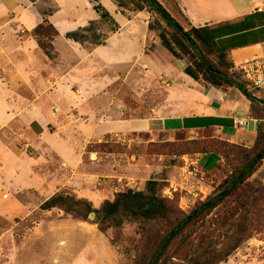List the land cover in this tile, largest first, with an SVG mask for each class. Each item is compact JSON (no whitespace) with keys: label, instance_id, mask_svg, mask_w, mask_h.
I'll return each mask as SVG.
<instances>
[{"label":"crops","instance_id":"1","mask_svg":"<svg viewBox=\"0 0 264 264\" xmlns=\"http://www.w3.org/2000/svg\"><path fill=\"white\" fill-rule=\"evenodd\" d=\"M41 1L0 0V133L5 131L0 140L1 163L6 149L8 154L18 149L15 140L29 139L39 149L38 160L64 166V152L70 151L64 142L67 131L84 139L73 168L81 165L86 145L105 136L163 132L169 138L179 134L191 139L211 130L220 139L250 146L258 131H264L262 102L248 100L236 87L222 91L201 84L182 72L178 60L166 66L149 57L145 52L149 22L138 18L141 12L122 13L112 0H86L89 7L80 5L75 12L69 13L66 8L70 5L64 4L46 14L39 6ZM174 2L187 24L212 29L218 44L229 52L236 72L242 61L264 53V11L257 10L264 0ZM98 4L109 13L115 29L103 44L88 49L65 34L97 22L100 16L93 6ZM44 18L57 31L52 40L56 56L52 59L30 35ZM133 75L142 78L138 80L140 85L130 80ZM163 76L169 78L159 82ZM162 85L170 86V93L153 105L142 100L143 107L148 106L146 114L128 115V109L116 97L117 86L134 90L135 86ZM97 86H106L102 91L109 99L89 105L96 97L92 92ZM43 106L50 108L48 114L42 111ZM237 118L246 119L247 127L236 128ZM101 126L105 131L100 133ZM205 157L207 162H203ZM213 157L214 165L219 158L211 154L197 155L193 161L206 167ZM16 183L21 185L18 180ZM39 185L44 187L43 183ZM48 187L46 182L45 190ZM12 227L17 228L16 224L0 228V236ZM68 250L70 253L56 260L57 264H118L117 252L108 247L103 255L101 244L70 246Z\"/></svg>","mask_w":264,"mask_h":264},{"label":"rangeland","instance_id":"2","mask_svg":"<svg viewBox=\"0 0 264 264\" xmlns=\"http://www.w3.org/2000/svg\"><path fill=\"white\" fill-rule=\"evenodd\" d=\"M159 1L185 30L189 28L187 22L172 9L169 0ZM64 4L70 5L66 8L69 13L75 12L80 5L85 7L90 5L86 0L85 4L83 0H42L39 6L43 12L51 14ZM123 9L125 14L141 12L138 18L149 22L150 35L145 45L146 54L166 66L169 61L178 60V65L184 73L183 67L191 64L193 54L186 48L175 30L158 14L147 8L142 11ZM17 29V33L22 35L21 28ZM92 29L94 31L86 32V40L82 43L88 49L95 46L92 43L93 32L99 39H103L115 29V26L110 20L99 19ZM161 33L177 52L179 58L173 56L162 44L159 36ZM207 55L212 61H216L214 55L209 53ZM238 75L240 76L239 73ZM130 78L134 83L142 79L138 75ZM165 78L163 76L158 80L160 82ZM196 81L208 84L201 78ZM117 87L119 91L116 97L128 109V115L146 114L148 106L143 107L142 100L153 105L162 101L170 93V86L163 85L135 86L136 92L129 86ZM105 88L106 86L94 88L95 91L92 93H95L96 97L88 102L89 105L100 101L103 104L109 99V96L102 91ZM22 93L24 94L21 92V95ZM42 101H39V105ZM41 109L48 114L50 108L43 106ZM95 117H97L96 113ZM103 127L99 129L100 133L105 131ZM4 132L0 133V140L3 139ZM66 134L69 136L64 142L70 151L64 152L63 159L66 161L64 166L56 165L51 160H38L39 149H36L29 139L15 140L18 149L14 147L16 149L14 153L8 154L9 150H5L4 159L2 158V163L0 162V228L15 226V224L17 228L12 227L0 236V264H57L56 260L70 253L68 250L70 246L85 244H101L103 255L106 253L105 248L109 247L115 251L118 250L124 258H129L136 238L133 223L125 221L120 227L109 229L102 234L92 222L96 219L94 213L89 214L88 221H79L58 207L42 209L41 205L47 200L46 198L49 199L57 193H69L75 199H86L94 208H98L104 200L112 199L116 192L126 187L143 189L147 180H156L160 184L161 193L166 197L174 198L179 209L187 212L196 202L210 195L231 173L229 162L224 159L222 149L218 148L219 140L223 139L217 137L211 130L204 131L198 137L191 139L179 134L169 138L163 132L134 133L128 137L119 134L105 136L98 142L86 145L78 168L73 166L84 139L81 135H73L69 131ZM187 140H201L198 147L208 151L194 152L195 146L189 144L187 149L190 153L182 154L178 146H186ZM5 141L8 142V140ZM208 154L218 157L219 161L213 165V157L206 167L193 161L197 155ZM206 158L203 162H207ZM230 164H236V161L230 160ZM17 180L21 183L20 186H17ZM36 181L39 184L43 183L44 187L48 182L50 187L45 190L44 187L35 183ZM248 182L264 187V159L249 177ZM28 210L32 212L24 216ZM257 223L258 221L253 222L257 230L254 236L243 242L223 261L224 264H264V218L259 225ZM74 252L71 254L73 255Z\"/></svg>","mask_w":264,"mask_h":264},{"label":"trees","instance_id":"3","mask_svg":"<svg viewBox=\"0 0 264 264\" xmlns=\"http://www.w3.org/2000/svg\"><path fill=\"white\" fill-rule=\"evenodd\" d=\"M112 1L122 13L123 8L128 11L147 8L173 28L193 54L191 64L183 67L189 77L194 80L201 78L222 91L236 87L248 100L264 104L258 93L248 88L235 71L229 52L218 44L210 27H193L188 24L189 28L185 30L159 0ZM169 2L175 13L186 21L174 0ZM93 8L100 20L113 22L101 5H94ZM95 24V21H91L88 26L68 32L65 36L83 43L87 37L86 32L93 30ZM30 35L48 58L56 56L52 37L57 35V31L46 18L30 31ZM92 35L94 45L103 44L107 37L99 39L95 32ZM159 36L165 48L179 58L164 34ZM207 53L214 55L216 61H212ZM200 141L187 140L186 146H178V150L188 154L187 145L193 144L194 152L206 153L208 150L198 147ZM218 143L224 159L229 162L231 173L210 195L196 202L187 212L179 209L174 198L161 193L160 184L156 180H147L143 189L126 187L116 192L112 199L104 200L98 208H94L86 199H75L71 194L63 192L47 199L41 208L49 210L58 207L79 221H88L89 214L94 213L96 219L92 222L102 234L120 227L125 221L133 223L136 238L131 255L126 259L116 250L118 264H220L243 242L254 236L257 230L253 222L258 221L259 225L264 218V187L248 182L264 159V131H258L250 146L225 140H219ZM230 160H235L236 164H230Z\"/></svg>","mask_w":264,"mask_h":264},{"label":"built area","instance_id":"4","mask_svg":"<svg viewBox=\"0 0 264 264\" xmlns=\"http://www.w3.org/2000/svg\"><path fill=\"white\" fill-rule=\"evenodd\" d=\"M257 10L264 11V2L262 6L257 7ZM236 70L247 87L255 90L264 100V53L245 59L238 64ZM235 125L236 128L244 129L248 122L244 118H237Z\"/></svg>","mask_w":264,"mask_h":264}]
</instances>
